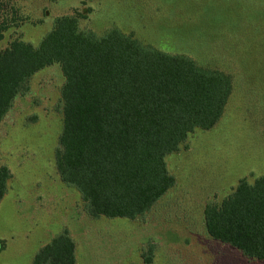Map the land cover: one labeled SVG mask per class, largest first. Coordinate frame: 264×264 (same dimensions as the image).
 <instances>
[{
  "label": "rangeland",
  "instance_id": "374dc122",
  "mask_svg": "<svg viewBox=\"0 0 264 264\" xmlns=\"http://www.w3.org/2000/svg\"><path fill=\"white\" fill-rule=\"evenodd\" d=\"M7 29L0 50L22 39L38 44L55 19L80 11L81 27H116L168 53L189 55L233 78L219 122L197 129L166 160L173 187L135 220L86 212L80 193L56 168L63 128L59 64L36 73L0 123V166L11 171L0 202V264H31L68 230L76 264H264L210 237L204 210L242 178L264 175V0H2Z\"/></svg>",
  "mask_w": 264,
  "mask_h": 264
},
{
  "label": "trees",
  "instance_id": "16d2710c",
  "mask_svg": "<svg viewBox=\"0 0 264 264\" xmlns=\"http://www.w3.org/2000/svg\"><path fill=\"white\" fill-rule=\"evenodd\" d=\"M56 2L58 0H51ZM93 1V0H84ZM0 0V40L7 29ZM83 14L58 16L38 44L22 39L0 50V123L31 78L59 64L63 128L56 151L61 180L74 187L87 214L135 220L173 187L167 156L197 129L213 128L233 90L225 70L168 53L116 27L102 34L81 27ZM11 171L0 166V202ZM213 239L264 262V175L239 180L220 203L204 210ZM154 246L145 262L152 263ZM68 230L55 235L31 264H76Z\"/></svg>",
  "mask_w": 264,
  "mask_h": 264
}]
</instances>
